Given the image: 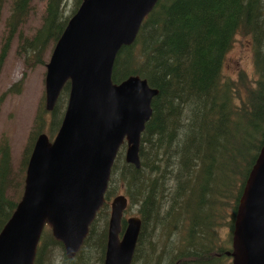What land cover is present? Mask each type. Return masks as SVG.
Returning a JSON list of instances; mask_svg holds the SVG:
<instances>
[{
	"label": "trees",
	"instance_id": "16d2710c",
	"mask_svg": "<svg viewBox=\"0 0 264 264\" xmlns=\"http://www.w3.org/2000/svg\"><path fill=\"white\" fill-rule=\"evenodd\" d=\"M79 2L43 0L39 24L25 34L32 0H0V14L5 4L9 7L0 66L14 40L23 68L0 102L19 92L25 71L44 65ZM140 25L134 41L118 49L111 70L113 83L137 75L157 89L140 133L139 166L123 159L122 144L104 202L80 249L67 258L45 226L33 264H55L56 257L59 264H102L108 203L116 186L128 197L124 210L137 205L141 221L130 264H230L225 252L236 200L264 134V0H158ZM236 35L249 38L254 77L241 72L235 81H224L223 56ZM68 90L66 82L50 111L42 98L38 102L17 172L8 142L0 139V229L21 195L35 135L44 126L49 137L56 133ZM223 225L229 230L226 239L217 230Z\"/></svg>",
	"mask_w": 264,
	"mask_h": 264
},
{
	"label": "water",
	"instance_id": "95a60500",
	"mask_svg": "<svg viewBox=\"0 0 264 264\" xmlns=\"http://www.w3.org/2000/svg\"><path fill=\"white\" fill-rule=\"evenodd\" d=\"M158 0H80L45 62L43 103L50 111L68 83L56 133L35 135L22 192L0 229V264H33L45 226L67 258L74 256L104 202L110 168L122 144L123 159L139 166L140 133L157 89L131 75L111 80L121 46L135 39ZM236 200L230 264H264V134ZM127 197L108 203L102 264H130L141 221L124 217ZM121 221L124 227L121 228Z\"/></svg>",
	"mask_w": 264,
	"mask_h": 264
},
{
	"label": "rangeland",
	"instance_id": "374dc122",
	"mask_svg": "<svg viewBox=\"0 0 264 264\" xmlns=\"http://www.w3.org/2000/svg\"><path fill=\"white\" fill-rule=\"evenodd\" d=\"M32 5L33 11L30 13L28 16L29 18L22 26V30L25 34L31 33L34 30L33 28L39 24V15L41 13L42 6L44 5L43 0H32ZM68 8L70 7L67 6L65 14L69 12ZM8 9L9 7L5 4L0 14V38L3 33V23L6 14L8 13ZM14 47L15 42L13 40L7 51V56L0 66V94L8 89L12 83L18 81L22 75L21 73L23 72L21 60L14 54ZM49 54L45 57V62L47 61ZM223 58L224 59L220 68L222 80L225 81L226 79H230L235 81L241 72L246 78L254 77L252 48L248 37L236 35ZM44 72V65H36L31 70L25 71V74L22 77L23 80L19 92H9V94H7L0 102V139L4 138L8 142L9 153L11 155V165L14 172H17L20 166L19 162L22 155L21 152L26 144V138L28 137L31 129L30 127L34 117L33 114L35 108L41 98L43 102ZM238 93L242 95V90H239ZM48 116L46 118V122L49 120ZM41 132L46 135L49 133L45 126L41 129ZM124 149L125 148L123 146L122 155L124 154ZM114 193V195H125L121 193L120 186H116ZM111 199L112 197L109 201H111ZM126 209L127 210L124 211V217L138 216L137 205L130 204ZM217 230L220 231V234L224 239L228 238L229 230L225 225L217 228ZM55 253L58 255L57 251H55ZM57 261H59L58 257L54 260L55 264H57Z\"/></svg>",
	"mask_w": 264,
	"mask_h": 264
},
{
	"label": "flooded vegetation",
	"instance_id": "af4514ba",
	"mask_svg": "<svg viewBox=\"0 0 264 264\" xmlns=\"http://www.w3.org/2000/svg\"><path fill=\"white\" fill-rule=\"evenodd\" d=\"M46 136H47V135H46ZM47 138H51V137H49V135H48Z\"/></svg>",
	"mask_w": 264,
	"mask_h": 264
},
{
	"label": "clouds",
	"instance_id": "9594fccd",
	"mask_svg": "<svg viewBox=\"0 0 264 264\" xmlns=\"http://www.w3.org/2000/svg\"><path fill=\"white\" fill-rule=\"evenodd\" d=\"M57 264H59V261H57Z\"/></svg>",
	"mask_w": 264,
	"mask_h": 264
}]
</instances>
